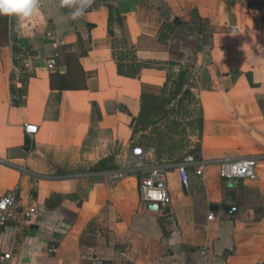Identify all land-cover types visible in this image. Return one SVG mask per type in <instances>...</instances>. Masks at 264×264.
I'll return each mask as SVG.
<instances>
[{"label":"crops","instance_id":"obj_1","mask_svg":"<svg viewBox=\"0 0 264 264\" xmlns=\"http://www.w3.org/2000/svg\"><path fill=\"white\" fill-rule=\"evenodd\" d=\"M108 5L122 19L112 34ZM72 11L41 0L31 20L0 16V198L18 189L0 251L10 264H264V0H93L82 17ZM176 20L186 30L163 42ZM119 64L143 67L128 77ZM180 69L203 121L187 144L204 174L188 169L187 190L182 149L159 156L134 132L162 116V88ZM58 76L72 90L51 87ZM24 125L37 127L29 151ZM137 147L145 168L163 166L171 203L156 212L131 168ZM224 157L259 158L256 178L222 180ZM106 158L126 174L112 185L110 171L91 170Z\"/></svg>","mask_w":264,"mask_h":264},{"label":"built area","instance_id":"obj_2","mask_svg":"<svg viewBox=\"0 0 264 264\" xmlns=\"http://www.w3.org/2000/svg\"><path fill=\"white\" fill-rule=\"evenodd\" d=\"M48 71L53 74L56 71V62L53 58L47 61ZM24 132L31 137L37 132V127L24 125ZM144 150L142 148H134L131 151V158L133 162L131 168L140 175L138 180V191L141 201L146 204H156L160 208H166L170 205L171 200L167 190L160 186L158 183L164 178L163 166L153 165L149 168H145L142 163V157ZM259 158L257 157H243V158H229L224 157L217 162L219 177L225 181L231 180H243L256 178V169L258 166ZM179 172L182 187L187 190L189 188V173L188 169H193V173L198 178H201L204 174L205 164L200 161L194 160L192 156H186L180 164L176 166ZM106 178L111 185L119 180L125 178L124 172L110 171L105 172ZM18 189L3 195L0 198V237L3 235V231L6 226L16 220L18 215L16 208V200ZM22 216L24 219L30 217L28 211H23ZM209 220H214V217L210 215ZM11 255L9 253L0 251V264H10Z\"/></svg>","mask_w":264,"mask_h":264},{"label":"trees","instance_id":"obj_3","mask_svg":"<svg viewBox=\"0 0 264 264\" xmlns=\"http://www.w3.org/2000/svg\"><path fill=\"white\" fill-rule=\"evenodd\" d=\"M109 10V33L112 34V31L110 29L114 16L117 17V21L119 23L122 22V19L118 17L117 11L114 10L112 5L107 6ZM191 20L194 22H197L199 24L202 23V20L199 18L197 12L193 11L191 15ZM183 28V30H186L187 24L182 23L178 20H176L173 24H163V34L161 33V40L163 42L166 41V39L169 38L170 35H172L177 27ZM198 33H202V29L198 28L195 29ZM18 43V40L15 41V43ZM172 56L176 58H181L182 56L180 54L170 53ZM172 65V63L170 64ZM174 65V64H173ZM142 65H118V70L121 75H125L128 77H133L137 75V72L140 68H142ZM59 81L57 82V85L54 86L53 81L51 79V87H56L57 90L60 91H69L72 90L73 86L70 84V82L67 80L65 76H58ZM171 87L169 94L167 95L166 90L168 87ZM191 84L189 82V73L186 69H180L177 74H174L172 76L168 75L166 82L162 88V98H163V109H164V115L161 116L156 121H153L154 123L152 125H155L156 128L151 133V136L147 138L149 145L151 147L154 146V144H157L158 147V153L159 156L162 155L164 152L167 154H171L174 151H178L182 149L183 145V139L181 140H174L175 136H181V138L184 137L186 134V128L191 130V133H197L198 138H200L202 127H203V121L201 112L199 110H196L195 117L192 120H186L187 125L185 128H183V124L178 120V117H182L183 114H181L183 110V103L190 102L195 103V100L193 98V94L191 92ZM17 97L22 98L24 96V90L17 91ZM169 97V98H167ZM176 101V108L170 110L168 107L171 105L172 102ZM168 110V111H167ZM176 117L177 120H173ZM191 117V116H190ZM181 129V130H180ZM183 135V136H182ZM188 138V137H187ZM188 143V140H187ZM32 144L29 142L26 144L25 150L29 151L31 149ZM194 147V151H190V154H194L196 151H198V148ZM196 150V151H195ZM177 162V160H176ZM115 167L113 166V161L111 158H106L104 160H101L98 162L94 167H92V171H110L114 170Z\"/></svg>","mask_w":264,"mask_h":264},{"label":"clouds","instance_id":"obj_4","mask_svg":"<svg viewBox=\"0 0 264 264\" xmlns=\"http://www.w3.org/2000/svg\"><path fill=\"white\" fill-rule=\"evenodd\" d=\"M73 11L71 18L82 17L91 6L93 0H61ZM41 14V0H0V16L15 17L21 21L31 20Z\"/></svg>","mask_w":264,"mask_h":264},{"label":"rangeland","instance_id":"obj_5","mask_svg":"<svg viewBox=\"0 0 264 264\" xmlns=\"http://www.w3.org/2000/svg\"><path fill=\"white\" fill-rule=\"evenodd\" d=\"M174 58H176V57H174ZM169 75L172 76L173 73L172 74L170 73ZM170 89H171V87L169 85L168 89L166 90L167 95L169 94ZM167 98H169V97H167ZM175 108H176V101L172 102L171 105L168 107L169 112H170V110L175 109ZM196 110H197V107L195 106V104H192V103L186 102V101L183 103V110L181 112V114H183V116L180 117V118L178 117V120H180V122L184 125L183 128H185L186 125H187V122L188 121H186V120H192L195 117V114L197 112ZM161 115L162 116L164 115V109H163ZM190 116H191V119H190ZM173 118H174L173 120H177L176 117H173ZM153 123L154 122L145 124L140 129H134V132L137 133L138 131H143V132L145 131L146 134H147L146 135V138H149L151 136V133L153 132V130H155V128H156L155 125H152ZM190 132H191V130L188 128L187 131H186V134L184 135L183 138H181V136L180 137L179 136H175L174 137L175 138L174 140H181V139L184 140L183 141V145H182L183 146L182 147V151H180L178 153L179 154L178 155L179 157H177L175 159V160H177V162H180L182 160V158H184L187 155H190L192 157H195V155H196V153L190 154L189 153V150H188L187 137H188V135H189Z\"/></svg>","mask_w":264,"mask_h":264},{"label":"water","instance_id":"obj_6","mask_svg":"<svg viewBox=\"0 0 264 264\" xmlns=\"http://www.w3.org/2000/svg\"><path fill=\"white\" fill-rule=\"evenodd\" d=\"M27 142H28V140H27ZM145 208H146V210L152 211V212H156L159 209L158 205H156V204H147ZM224 209L226 211L229 210V208H224Z\"/></svg>","mask_w":264,"mask_h":264}]
</instances>
